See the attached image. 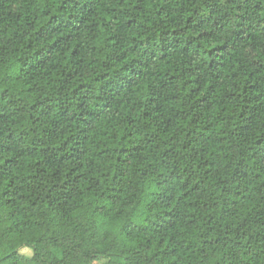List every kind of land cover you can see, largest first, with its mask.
<instances>
[{"label":"trees","instance_id":"obj_1","mask_svg":"<svg viewBox=\"0 0 264 264\" xmlns=\"http://www.w3.org/2000/svg\"><path fill=\"white\" fill-rule=\"evenodd\" d=\"M0 264H264V0H0Z\"/></svg>","mask_w":264,"mask_h":264},{"label":"rangeland","instance_id":"obj_2","mask_svg":"<svg viewBox=\"0 0 264 264\" xmlns=\"http://www.w3.org/2000/svg\"><path fill=\"white\" fill-rule=\"evenodd\" d=\"M19 253L23 256L29 257L32 254V251L29 247H21Z\"/></svg>","mask_w":264,"mask_h":264}]
</instances>
